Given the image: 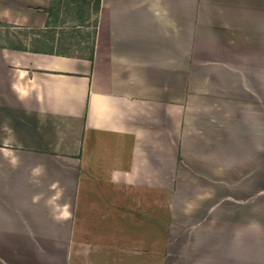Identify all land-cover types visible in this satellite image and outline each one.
I'll use <instances>...</instances> for the list:
<instances>
[{"label":"crops","instance_id":"crops-1","mask_svg":"<svg viewBox=\"0 0 264 264\" xmlns=\"http://www.w3.org/2000/svg\"><path fill=\"white\" fill-rule=\"evenodd\" d=\"M51 2L0 0V264H264V0H101L93 60Z\"/></svg>","mask_w":264,"mask_h":264},{"label":"rangeland","instance_id":"rangeland-1","mask_svg":"<svg viewBox=\"0 0 264 264\" xmlns=\"http://www.w3.org/2000/svg\"><path fill=\"white\" fill-rule=\"evenodd\" d=\"M56 6L60 10L53 21V29H55L56 38L60 39L58 42L71 44L69 50L76 54L89 55L95 38L97 7L93 2L88 4L87 0H56ZM21 32L30 33V37H38L31 30Z\"/></svg>","mask_w":264,"mask_h":264},{"label":"trees","instance_id":"trees-1","mask_svg":"<svg viewBox=\"0 0 264 264\" xmlns=\"http://www.w3.org/2000/svg\"><path fill=\"white\" fill-rule=\"evenodd\" d=\"M88 4L93 2V4L97 7V10L100 6L101 0H87ZM59 10L60 8H58V6H56V0H52L51 2V6L47 9H45V11L49 14V21L47 22V28L45 29H33V31L36 34H39L40 37L39 39H37L39 42L38 45H45V40H50V44H46L49 45L46 48L47 50L50 49L51 52H57L58 54H66V55H76V53L72 52L71 50H69L71 47V44H61L58 41L60 39H57L55 36V29H53L54 27V19L56 18V16L59 14ZM6 26L7 24H3L0 23V26ZM45 39V40H44ZM52 41V43H51ZM47 42V41H46ZM58 42V43H57ZM93 53H94V43L90 52V60H93ZM80 56H85L84 54H80Z\"/></svg>","mask_w":264,"mask_h":264}]
</instances>
